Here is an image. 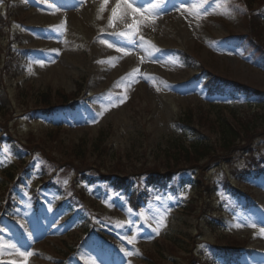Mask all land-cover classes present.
Instances as JSON below:
<instances>
[{
	"label": "rangeland",
	"instance_id": "374dc122",
	"mask_svg": "<svg viewBox=\"0 0 264 264\" xmlns=\"http://www.w3.org/2000/svg\"><path fill=\"white\" fill-rule=\"evenodd\" d=\"M131 2L143 8L147 17L138 16L135 29L130 27L134 23L131 12L123 6L113 19L117 0H108L107 4L104 0H0L3 14L15 6L12 10L16 22L12 23L10 34L20 33L24 38L22 46L30 51L28 59L17 64L16 77L8 78L0 88L2 123H5V117L11 119L13 113L29 115L22 121L10 122L14 138L30 145L43 141L47 147L46 143L52 144L54 139H46V133L51 131L48 128L50 120L58 123L64 120L68 125V130L60 136L64 145L56 149L48 147L50 151H56L57 156L66 151V146L91 143L102 131L113 140L110 143L114 154L117 149L124 151L140 137L142 118L148 124L149 134L152 133L150 141L161 146L173 136L181 135L175 129L174 121L191 104L204 106L209 115L216 117L221 109L250 111L247 104L260 101L258 98L247 99L238 92L211 97L199 77L201 69H205L264 91V61L252 50L238 45V36L248 34L249 27L246 19L232 11L226 0ZM44 26L51 29H37ZM120 29L122 33H117ZM114 33L118 38L111 36ZM4 35L0 34L1 50L7 41V35ZM179 50L193 54L199 65L188 67ZM124 75L129 77L122 80ZM118 78L123 82H116ZM81 81H87V90L93 96L78 111H56L50 118L41 110L28 112L35 108L28 103L35 93H72ZM106 88L109 89L104 92ZM29 90L33 94L28 97ZM257 152L264 155V146ZM17 158L11 145H0V171L7 161ZM249 161H252L250 157L243 154L234 164L224 163L212 170V180L222 182L227 178L241 185L243 193L254 195L250 206L245 204L232 210L231 203L237 204L241 199L228 191L214 192V215L228 225L225 232L206 226V219L201 218L205 215L202 208L194 214L190 208L179 210L194 198L191 185L155 187L152 190L154 197L143 201L138 210L128 205L124 191H116L102 183L81 186L88 193L87 204L95 208V223L123 233L122 238L114 242L122 253L121 260H114L110 252L92 242L82 252L87 264H136L148 252H154L155 257L165 258L172 264H186L191 262V254L178 247L171 251L167 245H175L174 242L183 250L191 251L196 243L207 248L225 236L228 237L226 240L244 239L250 252H254V256L236 264H264V232L261 231L264 228V173L255 178L244 176L243 168ZM38 170L23 187L13 221L3 218L0 224V261L15 260L17 264H24L19 250L33 253L27 264L51 263L54 261L52 255L60 246L79 238L82 227L94 225L90 218L91 221H83L80 216L77 225L68 224L72 213L65 210L57 215L56 204L62 198L57 190L44 192L43 207L35 211L30 191L35 179L39 178ZM105 211L114 214L112 222L100 221V215ZM252 224L256 226L252 227ZM228 233L233 236L225 235ZM130 239L133 243H129Z\"/></svg>",
	"mask_w": 264,
	"mask_h": 264
},
{
	"label": "trees",
	"instance_id": "16d2710c",
	"mask_svg": "<svg viewBox=\"0 0 264 264\" xmlns=\"http://www.w3.org/2000/svg\"><path fill=\"white\" fill-rule=\"evenodd\" d=\"M249 3V7L252 10L254 5V0H247ZM264 12L261 10H255L252 12L250 18V28L252 30V36L256 38V41L264 46V23L261 22V18ZM187 62L190 64L192 61L187 58ZM7 66L10 68L8 69V74L12 72L11 66L8 63ZM82 91V87L78 89V93L74 96H69L65 94H58L56 98L53 96H46L44 97L43 103L45 105L51 104L53 102L56 103H68L76 98ZM234 113V112H233ZM237 113H234V115ZM223 116L222 114L218 115L216 118V122L211 121L204 113L202 107H190L188 110L187 115L185 114L184 122L190 125L189 128L193 130L196 126L201 128H196L198 132H201L203 136H198L197 140L193 143H187L185 140L180 138L170 140L165 145L159 146L156 144L147 145L145 144V137L144 134H140V137L137 138L136 141H133L131 147L126 149L124 153L120 150H117L114 154H110V140L108 135L104 134V131L100 132L98 137L93 141V144L90 148L87 145L82 144H75L66 146V151H64V156L62 159H66L64 161L65 166L75 168L76 170H80L81 167L75 165L74 160L79 161V164L83 166L82 169L89 167L88 161H93V164H96L97 167H104L106 170L108 169H118L124 168L126 172L128 169L131 171L136 170L135 165H131L130 167L122 166L120 163L122 158L126 157L129 162L134 161V158L144 162L143 165L148 170H155L158 171L161 168L176 170L178 168H185V167H195L204 165L207 161L209 163L211 160H217L218 154L227 155V158L231 156L234 150L240 149H247L252 148V145L255 144L254 140L255 137L259 138L264 136V113L255 112L248 115L241 116L235 118ZM217 123V124H216ZM108 129V127H107ZM110 130V129H109ZM107 131V134L109 132ZM62 133L61 127L56 130H52L51 132H47L46 139L52 140L57 145H64V143L59 139ZM205 134V135H204ZM53 137V138H52ZM58 138V139H57ZM141 140L139 141V139ZM51 141V142H52ZM52 144L49 142L46 143L47 147H52ZM61 148V147H60ZM63 148V147H62ZM47 157L50 160H53L49 153H46ZM151 156L154 158L150 159ZM94 157V160L92 159ZM146 159V162H145ZM108 162L109 164L104 165V162ZM200 166V168H205L207 166ZM91 164V163H90ZM23 165V164H22ZM19 168L16 166L15 168L7 171L6 177L10 180L13 179L15 171ZM203 171V170H201ZM137 174V172L135 173ZM198 186V197L201 198L203 195L206 198L205 207L206 211L210 214V211L207 208H211V189L209 186L201 185L200 181H197ZM5 197V193L2 194V198ZM132 203H134L132 201ZM192 214L196 213L199 206L198 205H191L189 207ZM188 208V209H189ZM208 225L211 227L213 226V222L208 221ZM228 237L218 238L221 244L217 243L215 248L217 250V255L225 258L226 260L230 257V251L228 249L237 248L242 246V239L232 238L226 240ZM175 244V243H174ZM176 245V244H175ZM177 246V245H176ZM169 250H174L173 246L169 245ZM184 253H189L188 250H183L179 248ZM154 253V252H153ZM153 253L147 255V260L150 262H155L156 264H170L165 262V258H157L154 256ZM165 263H164V262ZM208 263L210 260H207Z\"/></svg>",
	"mask_w": 264,
	"mask_h": 264
},
{
	"label": "snow or ice",
	"instance_id": "6c2138e0",
	"mask_svg": "<svg viewBox=\"0 0 264 264\" xmlns=\"http://www.w3.org/2000/svg\"><path fill=\"white\" fill-rule=\"evenodd\" d=\"M104 2H105V4H107L108 0H104ZM122 6H123L124 10L130 11L132 14V18H133L134 23L132 25H130V27L133 29H135L139 23V21L137 20L138 16L143 17V18H147L144 9L141 7L135 6L131 2V0H117L116 7L112 11L113 19H115L117 17V15L121 12ZM251 226L255 227L256 225L252 224ZM261 231L264 232V228H262ZM129 243H133V241L130 239ZM13 247H15V245H13ZM17 252H18L19 256L23 257L24 264H27L28 258L33 255V253L31 251H19V250H17ZM0 264H2V262H0ZM9 264H17V262L15 260H13V261H10Z\"/></svg>",
	"mask_w": 264,
	"mask_h": 264
}]
</instances>
